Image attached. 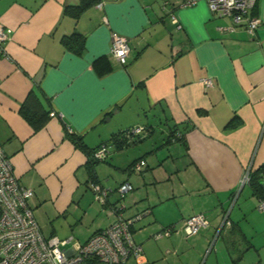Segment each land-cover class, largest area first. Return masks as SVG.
Segmentation results:
<instances>
[{
	"label": "crops",
	"instance_id": "0c3cea01",
	"mask_svg": "<svg viewBox=\"0 0 264 264\" xmlns=\"http://www.w3.org/2000/svg\"><path fill=\"white\" fill-rule=\"evenodd\" d=\"M180 2L100 0L74 19L62 10L78 0H0L7 35L0 145L18 182L33 190L28 204L46 237L84 242L121 204L133 218L143 264H176L188 250L201 255L214 235L216 242L232 238L230 264H264V208L243 181L264 163V0L250 10L261 21L253 33L203 0ZM72 32L84 37L81 54L61 43ZM114 34L128 42L124 64L110 52ZM32 88L52 109L36 131L19 113ZM131 127L140 128L136 143L147 147L133 152L107 142ZM160 128L165 137L155 141ZM173 130L180 138L167 141ZM67 133L91 149L107 143L106 182L98 163L107 158L93 166L94 178L110 189L104 202L90 187L87 154ZM138 160L145 165L135 171ZM123 182L133 189L119 200ZM194 214L209 224L188 236L183 223ZM168 226L169 235L156 237Z\"/></svg>",
	"mask_w": 264,
	"mask_h": 264
},
{
	"label": "built area",
	"instance_id": "2783aa9c",
	"mask_svg": "<svg viewBox=\"0 0 264 264\" xmlns=\"http://www.w3.org/2000/svg\"><path fill=\"white\" fill-rule=\"evenodd\" d=\"M199 1L181 0L180 4L191 6ZM203 1L211 12L230 16L235 24L244 26L250 33L260 25V19L250 14L255 0ZM170 16L175 20L172 13ZM6 41L7 35L0 24L1 56H7L4 46ZM110 52L120 64H124L129 53L126 38L112 35ZM205 82L210 83V80L206 79ZM139 130L135 128L133 132ZM108 151V146L103 143L93 151L92 158L105 160ZM144 165V160H138L132 164V169L140 171ZM247 179L248 174L243 181ZM90 187L95 197L104 202L110 189L102 188L94 182H90ZM132 189V184L123 182L115 191L119 200H122ZM32 195L31 188L18 182L12 163L0 145V264H127L129 259H134L137 264L144 263L142 247L131 233L133 218L123 215L121 204L112 209L115 219L106 228L95 231L87 240L79 242L72 236H44L28 204ZM259 208H264V202H260ZM208 224L203 214H194L184 220L183 230L192 236ZM173 230L174 227L168 226L157 233L156 237L169 235Z\"/></svg>",
	"mask_w": 264,
	"mask_h": 264
},
{
	"label": "trees",
	"instance_id": "16d2710c",
	"mask_svg": "<svg viewBox=\"0 0 264 264\" xmlns=\"http://www.w3.org/2000/svg\"><path fill=\"white\" fill-rule=\"evenodd\" d=\"M98 2H100V0H78L77 4L64 5L62 14L64 16H69L76 19L85 9L97 4ZM61 43L66 49L76 54H81L85 46L84 37L78 32H72L69 35L63 36L61 38ZM51 111L52 109L49 101L46 103L43 102V100L41 99V92L38 88H32L19 107L20 115L30 124L34 131L39 130L44 126V124L50 118ZM68 136L74 142V144L85 151L88 156V170L90 175L89 181L98 183L93 175V166L98 161L92 158V153L96 148H88L82 137L80 136L71 133H69ZM172 137L176 140L180 138L174 130L169 133L167 141H171ZM140 139L141 137L139 136L138 132L136 133L131 129H125L124 131H121L112 136V138L107 142L110 141L111 144H114L116 148L121 149L125 146L130 145L131 143L140 141ZM105 144L107 145V143ZM248 184L252 190L253 195L261 202H264V163L249 171Z\"/></svg>",
	"mask_w": 264,
	"mask_h": 264
},
{
	"label": "rangeland",
	"instance_id": "374dc122",
	"mask_svg": "<svg viewBox=\"0 0 264 264\" xmlns=\"http://www.w3.org/2000/svg\"><path fill=\"white\" fill-rule=\"evenodd\" d=\"M136 127H131L128 129H135ZM163 130L162 128H160L159 130L156 131L153 140L158 141V138H160L159 135H162L163 139L165 137L166 131L163 130V133L160 131ZM139 136L142 137V135L144 134L142 131H139ZM150 143L146 142L145 144H143L142 146L139 145V143L136 144H130L129 148H131L130 150L135 152L137 149L138 150H142L143 147H147ZM145 149V148H144ZM109 150V148H108ZM110 151H112L110 149ZM130 152V151H129ZM109 156V152L107 155V163H98L99 166L103 167V175L102 178L105 181V179L107 178L106 174L109 173L108 170H106L104 168V166H110L108 165V163L110 162V158ZM146 167V166H145ZM115 170V169H114ZM116 172H123L120 170H116ZM106 173V174H105ZM109 179V176H108ZM106 182V181H105ZM133 186V185H132ZM151 191L155 190V187L151 186L150 187ZM216 235H214L209 243V246L207 247L206 251L200 255L199 252H196L194 250H188L187 252H184L182 255H180V253L177 255L176 259L177 262L176 264H230V255L229 251H230V243H229V239H232L231 237L229 238V236L224 235L223 240L220 238L217 242L215 241ZM237 238V237H235ZM216 242V243H215ZM224 243V244H223Z\"/></svg>",
	"mask_w": 264,
	"mask_h": 264
}]
</instances>
